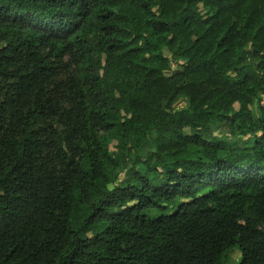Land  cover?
Wrapping results in <instances>:
<instances>
[{"label": "trees", "instance_id": "trees-1", "mask_svg": "<svg viewBox=\"0 0 264 264\" xmlns=\"http://www.w3.org/2000/svg\"><path fill=\"white\" fill-rule=\"evenodd\" d=\"M263 100L264 0H0V264H264Z\"/></svg>", "mask_w": 264, "mask_h": 264}, {"label": "rangeland", "instance_id": "rangeland-1", "mask_svg": "<svg viewBox=\"0 0 264 264\" xmlns=\"http://www.w3.org/2000/svg\"><path fill=\"white\" fill-rule=\"evenodd\" d=\"M264 103V100H263ZM188 106L187 101H182L176 105L175 110H184ZM213 137L221 138L226 142H230L232 140V136L229 134V132L223 128H217L213 130ZM129 168V165L126 167V169L121 168L118 172V181L117 183L122 182L125 179V172ZM240 260V253L237 249L232 250V252L228 255L227 264H234L237 263Z\"/></svg>", "mask_w": 264, "mask_h": 264}]
</instances>
